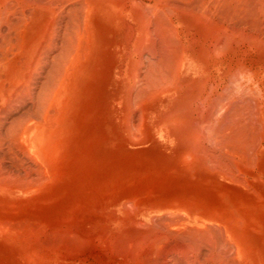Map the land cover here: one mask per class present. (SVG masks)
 <instances>
[{
  "label": "bare ground",
  "instance_id": "1",
  "mask_svg": "<svg viewBox=\"0 0 264 264\" xmlns=\"http://www.w3.org/2000/svg\"><path fill=\"white\" fill-rule=\"evenodd\" d=\"M103 70L174 149L59 151ZM0 264H264V0H0Z\"/></svg>",
  "mask_w": 264,
  "mask_h": 264
},
{
  "label": "rangeland",
  "instance_id": "2",
  "mask_svg": "<svg viewBox=\"0 0 264 264\" xmlns=\"http://www.w3.org/2000/svg\"><path fill=\"white\" fill-rule=\"evenodd\" d=\"M104 60L105 58L103 57L102 63ZM120 65L117 72L121 73V78H124L127 76L126 71L129 66L124 65L123 62H120ZM106 70L109 72V69L106 68ZM108 72L103 70L89 74L83 81L80 80L82 82L74 89L68 133L69 139L67 143L64 142L62 144L59 151L69 155L77 153H93L95 155L116 153V155H124L127 153H158L160 152V147L164 145L166 151L172 150L170 146L174 149L176 143H173V140H171L173 144L169 141V139H172V136L170 137L171 133L165 130L161 133L153 125L154 122L161 121L154 111L156 107H152V110L149 107L147 111L151 121L148 128V133H150L148 138L150 141L142 144L138 143V145H133L128 141L130 139V129H133V132L136 130L133 128L135 126L131 127L130 122L134 119L132 123L135 125V122H137V125L140 123V119L138 118L139 112L136 109L137 112L133 110L131 114L132 111L128 110V104L125 100L120 105L115 102L117 95L114 96L115 89L113 88H115L114 81L116 79L112 78L111 75L113 73ZM121 90L120 94L123 93ZM132 115L138 116L133 118ZM129 120L131 121L129 122ZM127 126L130 127L129 130ZM167 142H170L169 146Z\"/></svg>",
  "mask_w": 264,
  "mask_h": 264
}]
</instances>
